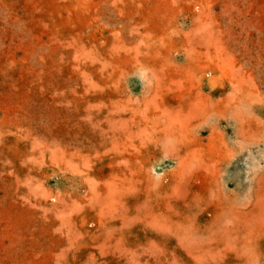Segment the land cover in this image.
<instances>
[{"label": "rangeland", "instance_id": "rangeland-1", "mask_svg": "<svg viewBox=\"0 0 264 264\" xmlns=\"http://www.w3.org/2000/svg\"><path fill=\"white\" fill-rule=\"evenodd\" d=\"M0 264H264V0H0Z\"/></svg>", "mask_w": 264, "mask_h": 264}]
</instances>
